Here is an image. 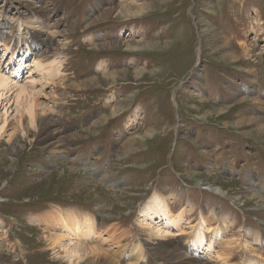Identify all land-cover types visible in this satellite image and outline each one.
I'll list each match as a JSON object with an SVG mask.
<instances>
[{
  "label": "rangeland",
  "instance_id": "1",
  "mask_svg": "<svg viewBox=\"0 0 264 264\" xmlns=\"http://www.w3.org/2000/svg\"><path fill=\"white\" fill-rule=\"evenodd\" d=\"M0 73L17 84L0 90V264H70L50 247L59 211L90 218L88 246L119 232L113 250L145 264H189L145 243L189 245L203 219L246 245L229 263L264 264V0H0ZM155 199L186 242L145 214Z\"/></svg>",
  "mask_w": 264,
  "mask_h": 264
},
{
  "label": "bare ground",
  "instance_id": "2",
  "mask_svg": "<svg viewBox=\"0 0 264 264\" xmlns=\"http://www.w3.org/2000/svg\"><path fill=\"white\" fill-rule=\"evenodd\" d=\"M130 7H132V5ZM112 9H113L112 7L107 8L105 10L104 14L106 16H109L112 12ZM101 17H103V16L101 15ZM97 18H98V16H97ZM54 24L57 25L58 24L57 21H55ZM54 24H53V26H55ZM31 32L32 31L27 32V33H31ZM8 35H10L9 41L10 42L12 41L13 47L11 49H9L7 44H4L3 47L6 51H10V57L11 56L13 57L15 52H17L16 51L17 49L20 51V47L24 44V41H19V37H16L13 34L12 35L8 34ZM50 35H51L50 32H48L47 30L43 31L41 35H38V38L41 37L40 39L44 43L43 44L44 48L41 50L42 52L40 54V55H43L42 59L49 57L48 52H50V49L52 48V45H51L52 38L50 37ZM204 40H206V39H204ZM21 50H22V48H21ZM26 50H28V46H27ZM31 50H33V49L30 47V49L28 51H31ZM55 62L56 61L54 59L51 62L52 65ZM40 64H41V59H40V61L36 60V65L39 66ZM56 65H57V63H56ZM45 69H47V68H45ZM11 82L12 81H10L8 76L5 77L3 74L0 73V90H2L1 96L3 95L4 90H6V92L10 91L11 89H13L17 85L16 83H11ZM26 89H27V87L25 88L24 86H20V87L18 86L17 92H16V93H18L16 101H18L20 96H22L23 94H26V95L28 94ZM44 97H45V95H44ZM26 104L27 105L25 106L26 108L24 111L28 114L29 119L32 120L33 115H34L35 102L32 100H29V101L27 100ZM22 109H24V108H22ZM35 114H36V112H35ZM44 116H43V118H45ZM256 120H258V119L256 118ZM44 121H46V120H44ZM27 122H28V120H27ZM52 123H53V121H52ZM1 130H2V126L0 127V131ZM216 187L217 188L208 187V189L210 191L217 192L219 194H223V192L220 190L221 188H218V186H216ZM255 191L257 193H252V194L248 193V194H251V197H249L250 201L255 200V202H256V201L261 200L260 198H262V197H260L258 195L259 194L258 190H255ZM156 202L158 204L155 207L156 210H153V206L151 205V207L150 206L147 207L148 212L144 210L145 214L148 215V217L150 219H155L156 217H158L160 219H164V220L166 219L167 220L166 223L167 224L169 223L168 225L170 226V228L175 229V231H173L171 233V235L176 236L177 238H180V239L183 238L182 242H186V240H184V237H185L184 235L186 233L183 229H181V227H179L180 220L182 218L181 215L179 214L177 216L178 219H176L175 216L170 215V212H168V210H166L161 205L160 202L158 203V200H156ZM261 206L264 207V203L261 204ZM155 212H157V213H155ZM138 217H139L138 224H140L139 226H141L143 228H147L148 230H150V232H154L155 235H160V237L161 236H164V237L168 236L167 231L170 232V230L166 231L165 229H162V228L153 227L154 225H151V223L148 220H146V218H143V215H139ZM45 218H49V216L45 217ZM51 218L52 219L50 221H48L49 225L56 226V229L59 231V233H57L55 236L51 235L52 236V239H51V242H52L51 245L52 246H50V247H53L52 251H53V254L55 255L56 258H60L61 260H65V261L69 262L70 264H78L81 261V259H85V261H83L82 264L84 262H86V264H95V263L96 264H117V263L118 264H145L143 261H148L150 259V257L145 258L142 255L141 251L132 252L128 247H126V249H124V247H123L119 250H113V247L118 245L117 244L118 243L117 238L121 236V234L119 232H113V233L107 234L106 236L103 237V236H101L102 231L99 230V231H97V233L101 237L100 244L98 243L93 247L88 246V243H86V241H88V239L90 237L89 234L91 233V231L88 232V230H90V229L92 230V226H93V222L90 221L89 217H86V218L84 217V219H85V221H83L84 224L80 223L79 220L81 218L78 215H75L74 213L69 214L68 212L65 213V212L59 211L57 213H54L51 216ZM40 219H42V217ZM68 220H71V221H68ZM1 223H2V219H0V224ZM204 225H205V220L203 219L199 222L196 230L193 232V235L191 238V243L189 245L184 243L183 246L181 247L180 243L174 244L173 240H169V239L166 240L164 238L163 240H165V241H163V242H156V243L149 242V241L146 242L145 243L146 251H148L150 255H153L157 261L162 259L163 256H166V255L171 256V257L179 256V258H181L183 261H185L186 263H189V264H235L236 262L235 263H229L230 258L235 257V255H237L236 256L237 259L239 256H240V258H239L240 260H241V258H243L242 256H244V253H245L244 248H246V245L241 246L239 239L238 240H237V238L236 239L235 238L225 239V240H223V242H222L223 244H222L221 241L219 240L220 235H221L220 229L218 227H216L215 229L205 228V230H204ZM50 233H51V231H50ZM247 233H249V232H247ZM6 234H7L6 231L3 232V238L6 237ZM93 237H94V235H93ZM125 245H128V244H125ZM249 246L250 245H248V247ZM242 247H244V248L242 249ZM188 248L191 249L192 251L196 252V254L195 255H189L186 252V249H188ZM110 250H113V251H111V253H110ZM255 250H257V248ZM81 252L85 253V255H87V257L84 258V256H82ZM88 253L89 254L91 253L90 256H88ZM112 256L114 259L112 258ZM244 257H246V256H244ZM132 258L134 259V261H132ZM166 260H168V259H166ZM133 262H136V263H133ZM244 262L247 263L246 258L244 261H241V262L239 261L236 264H242ZM254 263H256V262H254Z\"/></svg>",
  "mask_w": 264,
  "mask_h": 264
}]
</instances>
